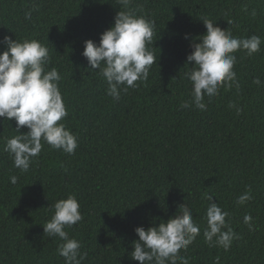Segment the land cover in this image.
Masks as SVG:
<instances>
[{"label":"trees","instance_id":"1","mask_svg":"<svg viewBox=\"0 0 264 264\" xmlns=\"http://www.w3.org/2000/svg\"><path fill=\"white\" fill-rule=\"evenodd\" d=\"M128 9L154 22L147 47L157 59L148 79L116 100L82 52L126 10L118 0H0V41L35 39L48 48L45 68L58 71L68 113L58 123L77 138L72 154L42 140L40 154L21 171L4 151L16 122L0 118V264H65L57 251L63 241L43 226L55 202L69 195L83 219L64 230L86 253L81 264H140L131 258L134 229L167 222L182 204L200 234L179 250L176 264L180 257L188 264H264V83H253L264 82V0H131ZM205 20L236 38L257 35L261 44L252 55L232 53L239 86L205 95L200 110L187 76L194 62L186 58L206 33ZM27 132L22 126L18 134ZM245 192L251 199L238 204ZM205 195L228 213L235 238L227 251L204 238Z\"/></svg>","mask_w":264,"mask_h":264},{"label":"clouds","instance_id":"2","mask_svg":"<svg viewBox=\"0 0 264 264\" xmlns=\"http://www.w3.org/2000/svg\"><path fill=\"white\" fill-rule=\"evenodd\" d=\"M118 3L126 10L118 11L113 26L100 35L98 45L86 40L82 52L91 69L100 70L108 84L107 94L116 100H119L121 90L126 92L129 87L136 88L137 81H146L149 68L157 59L147 47L153 43L154 22L128 9L131 0H118ZM25 19H31V10L25 13ZM203 24L206 33L199 38V43L191 44L193 50L186 58L194 62L187 76L192 82V103L200 110L206 107L203 103L205 95H217L221 86H239L233 71L236 57L232 53L246 50L248 55H252L259 51L261 44L257 35L236 38L211 20H205ZM185 39H188L187 34ZM0 43L5 45V50L0 51V118L16 122L17 135L8 139L4 147V151L12 155L14 167L27 171L32 159L43 148L42 140L53 149L74 153L76 136L63 123H58L68 113L58 87L61 79L58 71L45 68L50 60L48 48L35 39L21 42L7 35ZM253 83L261 85L264 82L256 78ZM189 106L187 101L181 105L183 108ZM22 126L28 129L26 134H18ZM17 179L13 175L10 182L16 184ZM249 192L240 195L237 203L250 200ZM205 199L208 207L204 238L210 245L221 246L227 251L235 238V233L226 223L228 213L211 202V195H205ZM53 207L54 214L43 226L44 233L50 237L58 236L63 241L57 251L65 264H81L86 253L81 255L80 242L70 238L64 230L83 219L80 205L75 196L69 195L66 199L57 200ZM179 210V214L158 226L134 229L138 240L132 243L133 260L140 264H166V261L176 264L179 250L186 249L200 234L190 208L182 204ZM251 221V215L244 216V223L250 228ZM180 260L181 264H188L187 259L180 257Z\"/></svg>","mask_w":264,"mask_h":264}]
</instances>
